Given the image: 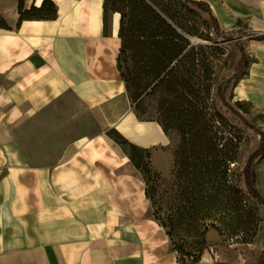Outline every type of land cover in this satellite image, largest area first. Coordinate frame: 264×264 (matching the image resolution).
Segmentation results:
<instances>
[{
    "label": "crops",
    "instance_id": "crops-1",
    "mask_svg": "<svg viewBox=\"0 0 264 264\" xmlns=\"http://www.w3.org/2000/svg\"><path fill=\"white\" fill-rule=\"evenodd\" d=\"M42 1L23 0L27 9ZM53 1L56 19L21 22V0H0L9 26L0 27V264H179L144 172L109 135L118 131L162 171L171 139L129 99L120 14L105 34L103 0ZM203 1L222 31L241 21L247 36L264 33V0ZM247 36L249 72L234 96L264 110V36ZM212 235L198 264H254L264 251V239Z\"/></svg>",
    "mask_w": 264,
    "mask_h": 264
},
{
    "label": "trees",
    "instance_id": "trees-1",
    "mask_svg": "<svg viewBox=\"0 0 264 264\" xmlns=\"http://www.w3.org/2000/svg\"><path fill=\"white\" fill-rule=\"evenodd\" d=\"M103 2L105 34L108 31L109 14H120L118 35L121 48L118 69L135 113L141 119L158 121L170 139L177 133L180 138L179 149L175 154L177 175L188 171L189 168L198 171L206 169V164H210L211 159L216 157L212 156V153L224 137L218 132L220 128L217 122L220 121L209 115L207 91L197 88L196 85L197 81L203 78L209 81L207 87H211L214 53L218 48L210 51L207 46L192 41L193 38L202 36L197 35L198 30L188 24L187 12L193 5L207 13L216 22L215 32L230 39L227 43L229 50L227 64L233 75L232 78H223L217 83L214 105L220 102L228 106L230 99L226 96L224 87L229 84V89L234 90L232 81H239L249 72L246 46L238 40L241 34H246L245 26L239 21V28L222 31L210 4L203 0H103ZM19 13L21 22L26 19H56L58 7L53 0H43L40 6L33 5L27 9L21 0ZM0 27L9 29L2 20ZM151 97L155 98L158 110L161 111L157 118L147 116L146 113L148 109L146 103ZM234 113L239 115L237 110ZM109 135L125 149L128 146L133 150L147 153L114 129L109 131ZM263 154L264 145L248 157L239 175L240 178H244L252 196L262 205L264 194L257 187L255 165ZM131 159L141 169L132 154ZM227 161H230V164L236 162L234 156H230ZM228 165L226 162V170L235 173L234 168ZM213 228L222 234L219 228L214 226ZM210 229L212 228L204 231L205 239ZM254 264H264V251Z\"/></svg>",
    "mask_w": 264,
    "mask_h": 264
},
{
    "label": "rangeland",
    "instance_id": "rangeland-1",
    "mask_svg": "<svg viewBox=\"0 0 264 264\" xmlns=\"http://www.w3.org/2000/svg\"><path fill=\"white\" fill-rule=\"evenodd\" d=\"M190 7L191 10L187 12L188 24L198 30L197 35L202 36L195 37L192 41L207 46L210 51L218 48L214 53L211 87H207L209 81L203 78L199 79L196 85L197 88L207 91L209 115L220 121L217 122L220 128L218 132L224 139L212 153V156L216 157L211 159L210 164H206L207 168L204 170L189 168L188 171L177 175L175 154L179 149L180 138L174 133L166 156L163 161H159L163 169L156 173L147 163V153L128 146L125 149L122 146L132 154L145 174L151 212L169 232L179 264H194L199 260L196 263L198 264L203 254L209 250V240L215 233L224 241L234 243L250 244L264 239V205L252 196L244 178L239 177L248 157L264 145V110L251 102L236 100L235 96H232L234 90L229 89V84L224 87V91L230 99V104H213L216 101L214 93L217 83L223 78H232L233 75L227 64V43L230 39L215 32L216 22L207 13L193 5ZM112 21V15L109 14L108 30L112 28ZM241 35H244L241 40L244 43L245 34ZM250 58L248 54V63ZM238 82L233 80L232 84L236 87ZM146 106L147 116L159 117L161 111L158 110L155 98L151 97ZM236 110L239 115L234 113ZM230 156H234V164L227 161ZM226 162L229 167L234 168L235 173L226 170ZM255 170L257 187L264 194L258 184L260 174L264 170L262 156L258 159ZM213 226L219 228L222 234L215 231ZM207 228L212 229L205 239L204 231Z\"/></svg>",
    "mask_w": 264,
    "mask_h": 264
},
{
    "label": "bare ground",
    "instance_id": "bare-ground-1",
    "mask_svg": "<svg viewBox=\"0 0 264 264\" xmlns=\"http://www.w3.org/2000/svg\"><path fill=\"white\" fill-rule=\"evenodd\" d=\"M246 35V34H245ZM247 36V35H246ZM246 36H245V38H246ZM247 37H251V38H254V37H259V36H257L256 34H252V35H248ZM244 38V35L242 36L241 35V37L238 39V40H242ZM263 137H264V129H263ZM262 157H263V160H264V154L262 155Z\"/></svg>",
    "mask_w": 264,
    "mask_h": 264
},
{
    "label": "built area",
    "instance_id": "built-area-1",
    "mask_svg": "<svg viewBox=\"0 0 264 264\" xmlns=\"http://www.w3.org/2000/svg\"><path fill=\"white\" fill-rule=\"evenodd\" d=\"M256 35H257V36H263L264 33H257Z\"/></svg>",
    "mask_w": 264,
    "mask_h": 264
}]
</instances>
